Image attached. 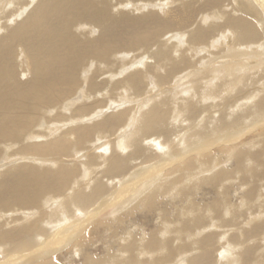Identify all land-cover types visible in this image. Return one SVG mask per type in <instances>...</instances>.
I'll use <instances>...</instances> for the list:
<instances>
[{"label":"bare ground","instance_id":"bare-ground-1","mask_svg":"<svg viewBox=\"0 0 264 264\" xmlns=\"http://www.w3.org/2000/svg\"><path fill=\"white\" fill-rule=\"evenodd\" d=\"M228 161L264 216V0H0V264H264ZM132 205L160 218L148 237L100 219Z\"/></svg>","mask_w":264,"mask_h":264},{"label":"rangeland","instance_id":"rangeland-1","mask_svg":"<svg viewBox=\"0 0 264 264\" xmlns=\"http://www.w3.org/2000/svg\"><path fill=\"white\" fill-rule=\"evenodd\" d=\"M228 43V41L226 42V48H224L223 50H221V51H223V52H221L220 53V55L219 56H222V55H224V54H226V52H228L230 49H232V51H234V49L230 46L229 48H227V44ZM236 54V53H235ZM235 54H232L233 56L235 55ZM219 56H217V57H219ZM247 60V59H246ZM248 60H250V59H248ZM235 61H239V60H234L233 62H234V64L233 65H236L235 64ZM227 68H229V66L227 67ZM221 71V74L222 75H224L225 74V71L226 70H223V69H221L220 70ZM242 73H240L239 75H241ZM189 83V81L187 80V81H185L184 83ZM187 83H186V85H187ZM225 83V82H224ZM188 89L186 88V90H184V92L185 91H187ZM233 106V105H232ZM232 106H230V107H232ZM105 111H107V110H110L109 108H105L104 109ZM96 114V113H95ZM99 115V113H97L96 114V116H98ZM212 117H213V114H212ZM211 117V119L209 118L208 120L209 121H211V120H213V118ZM95 119H97V117H91L90 119H88L87 121H92V120H95ZM198 121V120H197ZM195 125H197V123L195 122ZM58 127V126H57ZM57 127H55V129L57 128ZM259 131V130H258ZM255 132H257V131H255ZM253 134H254V132L251 134V135H249V136H246V140H248V141H251L252 139H253ZM255 141H253V143H254ZM118 145V144H117ZM167 147H170L169 145H167L166 147L164 146V142L163 141H161V144L160 145H158L157 146V148H156V150H154L155 151V153L157 154V155H161V151H159V150H163L164 148H167ZM160 148H162V149H160ZM244 149H245V146L243 147ZM158 151V152H157ZM102 153H104V154H106V152H103V151H101ZM222 157H224V155L222 156ZM225 158V157H224ZM226 159V158H225ZM148 164H150V163H148ZM225 166V168H227V169H229V171L231 172L232 171V173H231V176L229 177V181H231V182H235V183H229L230 185H227V187H225L226 189H227V194H230L229 196H225L226 197V199H227V201H229L230 203H233V205H235V207L234 208H237V211L239 212L240 211V213H242V215L239 217L241 220L243 219V221H242V223H248L251 219H253V218H255V219H259V218H263L262 220H264V216H263V214H256L255 212H249V211H247V210H244V208L243 207H241V205L238 203V200H239V198L242 196V192H241V190H242V188H244L243 187V185L245 184V183H247L246 181H248V180H244V179H242L240 176H236V175H233L235 172H236V165L233 163V162H230L229 163V161L227 162V163H225L224 164ZM148 166H151V165H148ZM132 168H134V167H132ZM211 169V168H210ZM142 170H147V169H142ZM140 171V174L139 175H137V177H136V179L137 180H139V179H148L149 177L148 176H145V173H143V171ZM234 171V172H233ZM142 172V173H141ZM230 178H232V179H230ZM228 181V182H229ZM228 182H227V184H228ZM246 185V184H245ZM244 185V186H245ZM201 187H203V186H201ZM201 190H196V195L194 196L195 198H194V200L195 201H197V203H200L204 208L206 207V206H210L212 203H213V201L215 200V198H216V195H215V191L211 188V187H208V186H204L203 188H200ZM234 189H236L235 191H236V193H237V195H236V193H234L235 191H234ZM238 191V192H237ZM221 192V191H220ZM228 197H230V199L228 198ZM160 198H162L163 200H166L167 202H170L169 201V199H168V197H165V196H161L160 195ZM251 198H253L252 196L249 198V200L251 199ZM186 199L187 198H184V199H181V200H179L178 202L176 201V202H174L173 204H174V206H173V204H171L170 205V207H169V213H171V212H173L174 213V215H173V220H178L177 222H181L182 220H181V218H184L185 217V213L183 212L182 213V209H181V205L183 206V204L186 202ZM254 200H258V202H259V198L258 197H254V199H252V200H250V202H252V203H254L255 201ZM240 201V200H239ZM261 201V200H260ZM136 203V202H135ZM175 203H176V206H175ZM182 203V204H181ZM244 203H245V205L248 203V201H244ZM181 204V205H180ZM177 205H179V206H177ZM172 207V208H171ZM179 207V208H178ZM139 209H137V207H135L134 205H132L130 208H128L123 214H122V216H120L119 218H120V220H121V218H122V220H121V222H117V224H115V222H113L112 220L111 221H109L110 219H109V217H108V215H110L111 213H109V212H107V213H105L102 217H100V219H101V221H103V220H106L107 221V223H110V225H106L107 226V228L109 227V228H116L115 226L116 225H118V226H120L119 227V229L120 230H126V229H128L129 227H130V225L132 224V228L134 227V226H137V227H139V228H142L143 230H140V231H136V232H139V233H136L135 232V235H137V236H140V235H142L143 236V233L146 235V237H148V233L154 228V226H155V224H156V222L155 221H157V220H159L160 218H155V216H150L151 215V213L152 212H149V210H144V209H141V207L139 206L138 207ZM157 209V208H156ZM175 209V210H174ZM180 209V210H179ZM239 209V210H238ZM241 209V210H240ZM244 211H243V210ZM171 210H173V211H171ZM211 210V209H210ZM209 210V211H210ZM177 211H180V213H182L183 214V216H181V214H179V213H177ZM243 211V212H242ZM132 212V214L131 215H129V213H131ZM172 213V214H173ZM244 213V214H243ZM247 213H249L248 215H247ZM251 213V214H250ZM69 214H70V216H69ZM69 214H68V219L70 218L71 220H73V218L75 217V219L77 220V221H79V219H80V221L82 222V221H85L84 220V218H83V215H85L86 213H83V212H79L78 210L76 211V210H72V211H70L69 212ZM108 214V215H107ZM254 216H253V215ZM256 214V215H255ZM107 215V218L105 217ZM222 215V213L221 214H219V216L217 217V215L215 216L216 218H221V217H223V215ZM262 215V216H261ZM126 218H125V217ZM71 217H73V218H71ZM105 217V218H104ZM176 217V218H175ZM163 219V218H162ZM225 219H229V218H225ZM180 220V221H179ZM214 220V219H213ZM260 221L261 220H257L256 222L259 224L260 223ZM225 222H227L228 223V220H226ZM115 224V225H114ZM68 225H71L70 224V222H68ZM87 225V224H86ZM88 227V229H87V231L89 230V232L87 233V234H89V236H90V230H91V226L90 225H87ZM125 226V227H124ZM224 227L225 226H228L227 224H225V225H223ZM152 227V228H151ZM207 227L208 228H210L211 226H208L207 225ZM124 228V229H123ZM101 229V228H100ZM130 229H131V227H130ZM165 228H161L160 230L162 231V230H164ZM263 228H259V229H257L256 231L257 232H255L256 234L255 235H257V236H255V235H253L250 239H249V241H251V245H250V248L247 246V249L248 250H250V252H255L254 254H257V255H259L260 253H263L264 252V241L262 242V240H260V239H264L263 237H262V235L264 236V230H262ZM104 230V229H103ZM262 230V231H261ZM142 231V232H141ZM212 230H208L207 232L209 233V232H211ZM214 231V230H213ZM212 231V232H213ZM200 232H202V230H200ZM218 232V231H217ZM219 233V232H218ZM233 234H236V232H234ZM231 234L229 233V235L228 236H226V237H220L221 235H218V240H222V242H221V245H224L223 247H225V249H226V251L228 252V251H230L231 252V254H232V252H233V254H232V257L234 258L235 257V255H237V252H236V247L235 246H237L238 248H239V246L238 245H235V243H233L234 245L232 246V244L230 243V241H231V238H232V236H230ZM255 236V237H254ZM126 237V236H125ZM227 237H229V238H227ZM231 237V238H230ZM91 238V237H90ZM90 238H89V241H87V242H89L88 243V245H91L88 249L91 251V252H88L89 254H91V255H100V249H101V247L103 246V244H102V241H99V244H97V243H93L92 241H94V238L93 239H91L90 240ZM220 238V239H219ZM226 238V239H225ZM122 239H124V237L122 238ZM225 239V240H224ZM256 239V240H255ZM228 240V241H227ZM254 240V241H253ZM224 241V242H223ZM259 241H261V242H259ZM93 243V244H92ZM226 243V244H225ZM230 243V244H229ZM254 243V244H253ZM94 244H95V248H97V252H95V250H92V249H94ZM93 245V246H92ZM71 247H69V245H68V249L67 248H65L66 250H69L68 251V253L70 252V249ZM100 248V249H99ZM242 249L241 250H243V251H245V249H243V246L241 247ZM245 248V247H244ZM65 250V251H66ZM65 251L64 250H62V249H60L58 252L59 253H57L56 254V258H59L60 257V259L63 257V255L65 254ZM257 252V253H256ZM217 253L218 254H216V252H214V258L216 259V258H218V259H220V254H219V250H217ZM182 254V255H181ZM58 255H59V257H58ZM182 256H184L183 255V253H180V255H179V253L177 254V258L175 259H173V261L171 262V264H177L178 262L180 263V260H182ZM2 258H4V257H2ZM73 258H75L74 260H72ZM74 262V263H78L79 261H77V258L75 257V255L72 253V251L68 254V261H70V262H72V261ZM177 260V261H176ZM77 261V262H76ZM217 262H218V260H217ZM182 263V262H181ZM180 263V264H181ZM60 264H64V261L62 260H60ZM184 264H185V262H184ZM186 264H187V262H186Z\"/></svg>","mask_w":264,"mask_h":264}]
</instances>
